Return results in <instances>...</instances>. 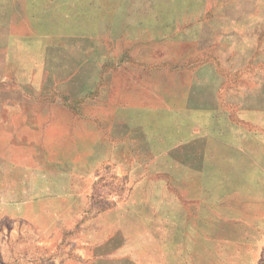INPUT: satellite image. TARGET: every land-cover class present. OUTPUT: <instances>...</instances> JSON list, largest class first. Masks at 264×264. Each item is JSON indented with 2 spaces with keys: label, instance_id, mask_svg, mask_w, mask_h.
Here are the masks:
<instances>
[{
  "label": "rangeland",
  "instance_id": "1",
  "mask_svg": "<svg viewBox=\"0 0 264 264\" xmlns=\"http://www.w3.org/2000/svg\"><path fill=\"white\" fill-rule=\"evenodd\" d=\"M0 264H264V0H0Z\"/></svg>",
  "mask_w": 264,
  "mask_h": 264
}]
</instances>
